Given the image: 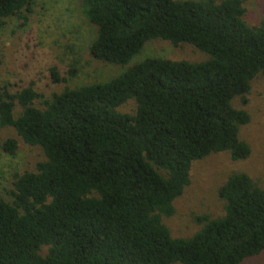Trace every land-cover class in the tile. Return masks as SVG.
<instances>
[{"label": "trees", "instance_id": "trees-1", "mask_svg": "<svg viewBox=\"0 0 264 264\" xmlns=\"http://www.w3.org/2000/svg\"><path fill=\"white\" fill-rule=\"evenodd\" d=\"M33 0H0V33L27 20ZM97 28L96 61L126 66L147 42L194 46L202 63L147 59L104 83L46 99L35 84L0 91V127L46 160L16 173L0 198V264H242L264 252V189L245 173L219 188L224 214L200 216L188 238L164 224L191 183L194 163L250 157L240 129L252 81L264 75V20L247 24L245 0H82ZM55 84L67 83L56 68ZM77 75L74 65L69 78ZM134 100L133 114L117 111ZM42 101L43 108L35 106ZM21 114L15 116V106ZM10 156L18 142L7 139Z\"/></svg>", "mask_w": 264, "mask_h": 264}, {"label": "rangeland", "instance_id": "rangeland-1", "mask_svg": "<svg viewBox=\"0 0 264 264\" xmlns=\"http://www.w3.org/2000/svg\"><path fill=\"white\" fill-rule=\"evenodd\" d=\"M245 7L247 24L258 26L264 20V0H245ZM23 15L27 20L10 18L0 33V91L7 88L11 94L34 83L35 90L49 99L66 88L108 82L147 59L202 63L211 58L192 45L174 47L168 41L155 39L147 42L128 65H111L96 61L90 54L98 32L83 16L82 0H33L31 11ZM73 65L77 75L69 78L68 71ZM52 68L68 78V82L53 83ZM247 99L248 104L243 105L236 98L233 106L250 115V123L240 129V139L251 148L250 157L233 161L229 153H219L194 163L191 183L175 202L176 215L164 222L174 237L188 238L198 232L201 227L195 222L196 217L216 218L224 214V202L218 190L230 175L245 173L264 189V75L252 81ZM35 106L42 109V101H36ZM135 110L134 100L117 109L121 114H133ZM21 111L16 104L15 116ZM7 139L18 142L15 156L8 155L1 147ZM45 160L41 148L26 145L13 128L0 127V198L11 202L9 193L14 175L36 172L37 164ZM242 264H264V252Z\"/></svg>", "mask_w": 264, "mask_h": 264}]
</instances>
